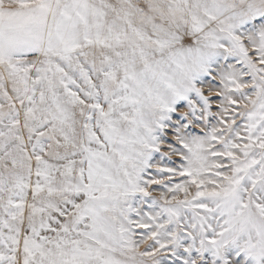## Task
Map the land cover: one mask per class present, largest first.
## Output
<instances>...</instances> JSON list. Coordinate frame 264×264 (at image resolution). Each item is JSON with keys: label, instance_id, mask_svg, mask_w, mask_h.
Returning <instances> with one entry per match:
<instances>
[{"label": "snow or ice", "instance_id": "snow-or-ice-1", "mask_svg": "<svg viewBox=\"0 0 264 264\" xmlns=\"http://www.w3.org/2000/svg\"><path fill=\"white\" fill-rule=\"evenodd\" d=\"M0 264H264V0H0Z\"/></svg>", "mask_w": 264, "mask_h": 264}]
</instances>
